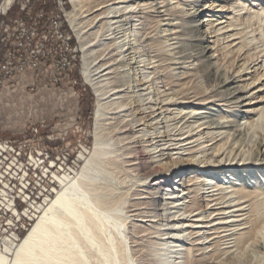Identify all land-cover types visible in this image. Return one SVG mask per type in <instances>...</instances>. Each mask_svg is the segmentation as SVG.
I'll return each instance as SVG.
<instances>
[{
  "label": "bare ground",
  "instance_id": "6f19581e",
  "mask_svg": "<svg viewBox=\"0 0 264 264\" xmlns=\"http://www.w3.org/2000/svg\"><path fill=\"white\" fill-rule=\"evenodd\" d=\"M53 3L95 96L94 146L0 264H264V0Z\"/></svg>",
  "mask_w": 264,
  "mask_h": 264
},
{
  "label": "built area",
  "instance_id": "2783aa9c",
  "mask_svg": "<svg viewBox=\"0 0 264 264\" xmlns=\"http://www.w3.org/2000/svg\"><path fill=\"white\" fill-rule=\"evenodd\" d=\"M69 33L67 19L53 15L52 0H0V95L18 88L68 96L85 90ZM81 124L74 116L42 119L26 124L20 136L0 138L2 239L15 243L60 188L57 177L75 175L89 154Z\"/></svg>",
  "mask_w": 264,
  "mask_h": 264
},
{
  "label": "rangeland",
  "instance_id": "374dc122",
  "mask_svg": "<svg viewBox=\"0 0 264 264\" xmlns=\"http://www.w3.org/2000/svg\"><path fill=\"white\" fill-rule=\"evenodd\" d=\"M54 1L55 0H52V8ZM70 9H71V3L70 1H67L65 5V11L67 12ZM204 15L205 14H202L200 16L203 17ZM89 25H90L89 22H84L83 29L88 28ZM69 35L71 37V41L74 43L76 42L77 46L74 47L71 46V48L76 50V54H79L80 66H81L82 53L78 49L79 44L71 28ZM88 40H93V36H88ZM101 51H103V47L102 50L100 48V50H98L96 54H99V52L102 53ZM233 59L234 57L232 56L225 61L222 60L220 63L223 65L224 68H227L229 70L231 69L230 71H233L236 70L237 68L236 62H239L237 61V59L236 60ZM80 66L78 67V69L80 68ZM79 71L80 70L76 72V76H81ZM260 74H262V71L260 69L254 70V68H251L250 75L243 77L242 79H246L250 76L251 78H257L260 77L258 76ZM263 77L262 78L260 77L261 79L259 78V81H256L255 85H259L261 82L264 83ZM242 79L238 81L239 84H244V82L247 83L251 81V80H242ZM80 82H82V80ZM255 85L253 84L250 86V88H248V90H250L249 93L251 94L253 93L252 95L257 96L254 98V100H257L258 98L261 99V96H258L260 93L259 92L255 93L256 91ZM85 88H86L85 90H81L80 88H77V94L75 96L62 95L61 94L62 92L57 90L31 91L28 88H18L13 92H8V94L0 95V138L20 136L26 124L28 125L29 123L37 122L42 119L54 120L60 116L62 118L68 116H74L76 118H79V120L82 122L81 132L86 136L85 143L89 150L88 153L90 154L94 146L93 113H94L95 96L91 87L88 84L85 85ZM251 94H248V96L245 99H248V97ZM88 155L86 157H88ZM79 164H80L79 167L83 165L82 160L80 161ZM114 176L119 180H124V178L126 177L124 173L116 172V171ZM127 181L125 182L126 184H128ZM33 223L34 222H31V224L27 227V229H23L19 232V239L23 238L27 234ZM1 239L2 236H0V242ZM263 253L264 251L262 252V254ZM260 254L261 253L258 252L251 253L254 259H260V260L263 259L264 261V254L263 256L262 254L261 255Z\"/></svg>",
  "mask_w": 264,
  "mask_h": 264
}]
</instances>
